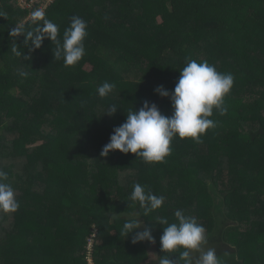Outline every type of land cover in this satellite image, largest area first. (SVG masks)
I'll list each match as a JSON object with an SVG mask.
<instances>
[{
	"label": "trees",
	"instance_id": "trees-1",
	"mask_svg": "<svg viewBox=\"0 0 264 264\" xmlns=\"http://www.w3.org/2000/svg\"><path fill=\"white\" fill-rule=\"evenodd\" d=\"M45 4L46 19L63 26L79 16L100 35L89 43V28L83 59L65 67L50 38L35 48L24 34L11 36L19 24L34 29L25 19L39 7L0 0V169L20 202L16 212H0V264H90L95 228L94 264H147L150 243H133L135 233L121 231L143 214L129 200L137 182L166 197L139 217L152 230L159 260L178 264L179 253L161 250L164 226L155 219L174 222L181 210L204 225L205 249L214 248L225 264H264V0ZM189 58L235 77L227 113L210 117L217 127L199 143L175 137L164 162L119 150L101 156L126 111L148 101L173 114L170 97L155 90H174ZM167 76L175 79L165 83ZM105 81L116 88L102 99L97 88ZM112 104L117 112L104 114Z\"/></svg>",
	"mask_w": 264,
	"mask_h": 264
},
{
	"label": "clouds",
	"instance_id": "clouds-1",
	"mask_svg": "<svg viewBox=\"0 0 264 264\" xmlns=\"http://www.w3.org/2000/svg\"><path fill=\"white\" fill-rule=\"evenodd\" d=\"M45 16L43 10L33 11L31 18L34 29L29 31L23 24H16V28L11 32L12 38L24 34L25 44L30 43L35 48H40L46 37L50 38L56 45L54 59H63L65 67L75 66L86 54L84 41L88 35L87 22L79 16H72L61 42L58 39V25ZM11 50L20 55L15 48ZM180 73L174 90H166L163 85L155 90L161 96L170 97L173 114H162L154 102L148 101H145L138 111L135 108L126 111V122L114 128L110 142L103 147L101 156H108L110 151L119 150L124 154L134 153L145 163L164 162L165 157L171 154V144L175 137L191 138L199 143L207 130L217 127L218 122L210 117L213 116L214 110L220 115L227 113L225 97L234 85V75L218 71L216 66L207 60L190 58L180 69ZM19 75L27 77L29 73L21 70ZM115 88V83L105 81L98 86L97 93L103 99L113 93ZM117 109L118 107L112 104L104 114L114 115ZM165 199L163 195L157 196L146 190V186L134 183L129 200L137 202L140 209H143V214L137 212L127 219L122 233L126 236L135 233L133 243L145 240L155 243L151 228L144 225L139 217L160 209ZM19 207L17 192L10 182L9 174L0 169V212H16ZM174 216V222H169L166 217L158 216L155 219L164 226L160 237L163 252H178V264H225L214 248L205 249L208 237L204 225L194 216L185 215L181 210H176ZM141 228L143 231H136ZM181 248L183 251H179ZM159 264H177V261H173L169 256H162Z\"/></svg>",
	"mask_w": 264,
	"mask_h": 264
},
{
	"label": "rangeland",
	"instance_id": "rangeland-1",
	"mask_svg": "<svg viewBox=\"0 0 264 264\" xmlns=\"http://www.w3.org/2000/svg\"><path fill=\"white\" fill-rule=\"evenodd\" d=\"M28 19H29V16L25 20L27 21ZM66 19L69 20V22L65 23L63 26H59L58 24H56L53 21L56 25H58V36L60 37L61 40L63 39L64 31L70 26V23H71L70 18H66ZM89 28H90V25L87 24V32L89 33L91 31L92 32V36H94V37H92V39L91 38L86 39L88 37V35H87L85 40L91 39L89 41V43H93L96 40L95 37L100 35V32H99V30L97 28H94V29L90 28V31H89ZM92 30H94V31H92ZM174 79L175 78H173L172 76H167V78L163 79V81L165 83H167L170 80H174ZM141 221L143 222L144 225H146L143 220H141ZM158 230H162V232H163V229H158ZM140 231H143V228H141ZM145 241H147V240H145ZM147 242L150 243V245L147 247V249H148V253L147 254H149V260L147 261V264H159L160 260H159V257L157 255V249L155 247V244L152 243L151 241H147ZM194 255L198 256L199 254L198 253H194Z\"/></svg>",
	"mask_w": 264,
	"mask_h": 264
},
{
	"label": "built area",
	"instance_id": "built-area-1",
	"mask_svg": "<svg viewBox=\"0 0 264 264\" xmlns=\"http://www.w3.org/2000/svg\"><path fill=\"white\" fill-rule=\"evenodd\" d=\"M41 1L42 0H17V2L19 3L20 6L24 7V8H34V7H39V10H45L47 4L45 5H41ZM48 2L52 1V0H47ZM38 10V9H35ZM33 12V11H32ZM32 12L28 15L29 19L31 20V14ZM96 228L94 229V232L91 234L89 240H88V251H89V255H87V259L89 261L90 264H94V260L93 257L91 255V252L93 251V247H94V241H95V237H96Z\"/></svg>",
	"mask_w": 264,
	"mask_h": 264
}]
</instances>
